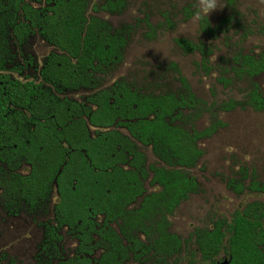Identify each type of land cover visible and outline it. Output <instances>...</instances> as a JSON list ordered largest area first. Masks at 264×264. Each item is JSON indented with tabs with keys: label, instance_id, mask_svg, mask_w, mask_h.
<instances>
[{
	"label": "trees",
	"instance_id": "16d2710c",
	"mask_svg": "<svg viewBox=\"0 0 264 264\" xmlns=\"http://www.w3.org/2000/svg\"><path fill=\"white\" fill-rule=\"evenodd\" d=\"M121 8L118 0L102 7L90 0H0V187L11 200L24 198L34 205H45L56 187L57 228L48 227L44 250L58 255V231L64 227L79 241L76 255L63 264H182L184 244L171 232L170 219L198 192L190 171L204 156L199 143L225 127L219 120L201 132L179 125L183 111L198 104L187 82L181 79L184 93L158 96L126 84L101 89L88 99L93 109L60 101L42 85L8 75L12 41L20 45L38 35L56 50L43 70L48 83L68 90L98 88L100 77L121 60L127 39L125 31H115L91 11ZM236 16L222 25L231 28ZM200 22L204 34L218 35L206 17ZM178 45L200 53L201 67L211 70L209 47L184 40ZM232 64L238 65V70L232 66L234 73L251 80L245 106L264 113V96L255 82L264 74V50L239 52ZM90 128L97 129L94 136ZM139 145L151 148L157 165L148 166ZM22 162L31 165L29 177L9 173ZM241 174L239 183H230L238 195L264 194L255 173L246 187L247 171ZM148 182L157 191L148 193ZM194 238L197 249L187 264H264V205L249 204L229 221L196 231Z\"/></svg>",
	"mask_w": 264,
	"mask_h": 264
},
{
	"label": "rangeland",
	"instance_id": "374dc122",
	"mask_svg": "<svg viewBox=\"0 0 264 264\" xmlns=\"http://www.w3.org/2000/svg\"><path fill=\"white\" fill-rule=\"evenodd\" d=\"M90 1L92 5L102 7L108 0ZM118 1L123 3L120 11H91L92 16L106 21L115 31H125L127 39L121 60L100 77L101 88L124 83L145 95L180 94L184 93L181 83L184 79L198 104L183 111L179 125L188 132L193 128L201 132L215 120L225 125L212 138L199 143L204 156L197 168L190 171L197 180L198 192L170 219L171 232L184 244L182 264H187L190 253L197 249L196 231L211 230L219 220L229 221L236 211L249 204L264 205V194L245 191L238 195L230 186L232 181L239 183L242 171H247L249 177L244 182L245 187L253 173L258 183L264 185V113L245 106L252 91L251 80L232 70V66L238 70L232 60L239 52L252 55L264 50V0H232L233 5L229 0H216V9L209 13L200 11V0ZM187 11L190 18H187ZM234 12L237 16L232 21V29L223 26L222 21ZM201 16L208 19L212 29H218L216 37L202 32ZM181 40L194 45L204 44L213 51L209 72L201 67L200 53L180 48L178 41ZM13 49L17 59L8 68L20 69L21 75L15 77L23 81H41V70L48 57L56 52L38 35L29 38L22 47L14 46ZM255 82L264 96V74ZM94 93L89 89L53 90L58 97L79 104H85ZM229 103H238V108L223 111L222 107ZM141 149L148 165H157L151 148ZM146 187L148 193L157 191L149 186V182ZM56 202L54 194L49 215L43 211L25 210L11 216L0 208V252L8 253L18 261L17 264H59L55 256L43 248L44 226L53 221ZM140 203L141 200L134 208ZM62 236L61 255L71 257L77 242L67 235V231L62 232Z\"/></svg>",
	"mask_w": 264,
	"mask_h": 264
},
{
	"label": "flooded vegetation",
	"instance_id": "af4514ba",
	"mask_svg": "<svg viewBox=\"0 0 264 264\" xmlns=\"http://www.w3.org/2000/svg\"><path fill=\"white\" fill-rule=\"evenodd\" d=\"M31 37H34V36H30V37H28L22 44H20V45H18V44H16V41H12V46H11V53H12V55H13V59H12V61L10 62V64H7V69L9 70V71H12L11 73L10 72H8V75L9 76H11L12 78H13V80H18V81H21V82H23V83H35L36 85H42L43 86V88L47 91V92H49L50 94H51V96H53V97H55L56 99H58V100H60V101H69V102H71V103H75V104H77V105H79V106H82V107H91V108H93V109H95L94 107H92L91 106V104L88 102V99L91 97V96H93L94 94H96L97 93V91L98 90H101V89H110L111 87H113V86H116V85H119V84H124V83H119V84H115V85H113V86H111V87H107V88H101V85L102 84H100L99 86H98V88H96V89H89V90H91V91H95V93L93 94V95H91L88 99H87V101H86V103L85 104H79V103H76V102H72L71 100H69V99H67V98H64V99H62V98H60V97H58L57 95H55V94H53V90L54 91H57V92H60L61 90H67V91H78V90H81V89H84V88H81V89H78V90H68V89H65V88H62V87H60V86H56V85H53V84H50V83H48L47 81H46V79H45V77L43 76V70H44V68H45V65H44V68L41 70V72H40V78H41V81H38V80H25V81H23V80H20V79H17L16 77H15V75H21V70L20 69H17V68H14V69H9L8 68V65H11V63L12 62H14L17 58H16V52L14 51V49H13V47L14 46H17V47H22L26 42H27V40L29 39V38H31ZM113 67V66H112ZM111 67V68H112ZM104 76V75H103ZM101 82V81H100ZM128 87H130V86H128ZM51 88H54V89H51ZM58 88V89H57ZM55 89H57V90H55ZM86 89V88H85ZM135 89V88H134ZM142 95H145V94H143L142 93ZM158 96V95H157ZM97 129H95V128H90V131H91V133H92V135L94 136V134H95V131H96ZM121 130V132L122 133H126L123 129H120ZM149 148V147H144V146H142V145H139V149H140V151L142 152V149L141 148ZM143 153V152H142ZM153 153V152H152ZM144 154V153H143ZM145 155V154H144ZM146 156V155H145ZM155 157V156H154ZM147 158V157H146ZM148 164V163H147ZM0 165H1V163H0ZM2 165H4V164H2ZM5 167H6V165H4ZM148 166H151V165H148ZM25 171H27L28 173H26V174H24V172ZM9 173L10 174H15V175H18V176H20V177H22V178H27V177H29L30 176V174H31V165H29L28 163H26V162H22L21 164H20V167L18 168V169H16V170H14V171H12V172H10L9 171ZM146 185H147V183H146ZM150 186V185H149ZM154 189V188H153ZM146 191H147V187H146ZM54 194H56V197H57V202L55 203V205H54V207H53V221H49V222H47L46 223V225L44 226V228H45V236H46V238H45V241H44V244L46 243V241H47V231H48V227H55V228H57V221H56V211H55V208H56V205L58 204V202H59V198H58V193H57V189H56V187L54 188V190L52 191V193H51V196H50V198H49V201H47L46 203H45V205L44 204H42V205H34V204H32L31 202L29 203V201L28 200H26V199H24V198H16L14 201L13 200H11L7 195H6V192H5V189H3L2 187H0V208L2 209V212L3 211H5L6 213H7V215H11V216H16V215H18L19 213H22L23 211H25V210H27V211H31V210H36V211H43L44 213H45V215H49L50 214V208H51V204H52V200H53V198H54ZM140 201V200H139ZM138 201V202H139ZM12 202H14V203H12ZM136 205V204H135ZM134 205V206H135ZM134 206L132 207V208H134ZM135 209V208H134ZM64 231H67V235H69L72 239H74L76 242H77V247H76V249L74 250V253H73V255L71 256V257H67V258H63L62 257V255H61V252H62V250H61V248H59V245H61V243L63 242V236H62V232H64ZM58 234H59V236L62 238V240H61V242H59V243H57L56 244V246H57V248H58V255H56V254H52V255H54L55 256V259L57 260V261H59V264H63V262L64 261H67L68 259H71V258H73L75 255H76V252H77V249H78V245H79V241H78V239L76 238V237H74L73 235H71L70 233H69V229L68 228H66V227H64L63 229H61L60 231H58ZM43 244V245H44ZM43 248H44V246H43ZM98 257H100V254L99 253H97V255H96V257L95 258H98ZM18 263V261L17 260H15V259H13L8 253H4V252H0V264H17Z\"/></svg>",
	"mask_w": 264,
	"mask_h": 264
},
{
	"label": "clouds",
	"instance_id": "9594fccd",
	"mask_svg": "<svg viewBox=\"0 0 264 264\" xmlns=\"http://www.w3.org/2000/svg\"><path fill=\"white\" fill-rule=\"evenodd\" d=\"M216 9V0H200V11L203 13H209ZM199 13L197 14V18Z\"/></svg>",
	"mask_w": 264,
	"mask_h": 264
},
{
	"label": "water",
	"instance_id": "95a60500",
	"mask_svg": "<svg viewBox=\"0 0 264 264\" xmlns=\"http://www.w3.org/2000/svg\"><path fill=\"white\" fill-rule=\"evenodd\" d=\"M222 264H229V262L228 261H224Z\"/></svg>",
	"mask_w": 264,
	"mask_h": 264
}]
</instances>
